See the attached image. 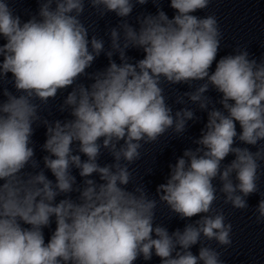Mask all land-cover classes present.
<instances>
[{"label": "clouds", "instance_id": "obj_1", "mask_svg": "<svg viewBox=\"0 0 264 264\" xmlns=\"http://www.w3.org/2000/svg\"><path fill=\"white\" fill-rule=\"evenodd\" d=\"M212 2L170 0V18L161 0H151L155 14L135 17L149 0H37L23 20L0 0V264H136L153 256L160 264H225L233 225L216 201L245 212L259 194L252 217L264 225V54L257 59L237 43L217 61L224 40L218 18L195 14ZM86 8L99 20H119L99 36L82 19ZM129 49L143 58L134 60ZM102 53L108 65L88 71ZM165 85L189 90L175 87L170 104ZM65 92L56 109L70 118L48 119L49 101ZM197 110L207 122L192 139L196 147L170 163L150 193L133 165L145 145L182 137L200 119ZM40 126L42 160L32 139ZM105 153L112 162L102 165ZM160 205L187 221L183 229L169 232L157 222Z\"/></svg>", "mask_w": 264, "mask_h": 264}]
</instances>
